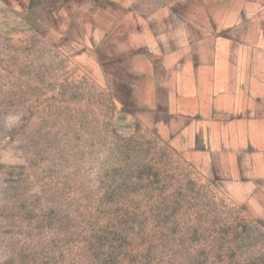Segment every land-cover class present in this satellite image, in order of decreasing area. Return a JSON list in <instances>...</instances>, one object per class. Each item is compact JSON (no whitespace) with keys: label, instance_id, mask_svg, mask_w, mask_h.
<instances>
[{"label":"rangeland","instance_id":"374dc122","mask_svg":"<svg viewBox=\"0 0 264 264\" xmlns=\"http://www.w3.org/2000/svg\"><path fill=\"white\" fill-rule=\"evenodd\" d=\"M0 264H264V0H0Z\"/></svg>","mask_w":264,"mask_h":264},{"label":"crops","instance_id":"0c3cea01","mask_svg":"<svg viewBox=\"0 0 264 264\" xmlns=\"http://www.w3.org/2000/svg\"><path fill=\"white\" fill-rule=\"evenodd\" d=\"M149 112V111H148ZM146 113V115H147V117L149 118V114L151 113ZM174 124H171V126H173ZM176 125V124H175ZM173 127H175V126H173ZM159 131H160V133L161 134H163L164 133V136H166V135H168L169 134V130H168V128H166L165 127V125L164 124H162V125H160V127H159Z\"/></svg>","mask_w":264,"mask_h":264}]
</instances>
